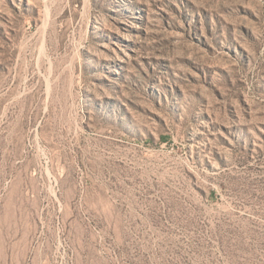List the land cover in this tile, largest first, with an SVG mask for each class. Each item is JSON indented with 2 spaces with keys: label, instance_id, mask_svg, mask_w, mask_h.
<instances>
[{
  "label": "rangeland",
  "instance_id": "374dc122",
  "mask_svg": "<svg viewBox=\"0 0 264 264\" xmlns=\"http://www.w3.org/2000/svg\"><path fill=\"white\" fill-rule=\"evenodd\" d=\"M0 264H264V0H0Z\"/></svg>",
  "mask_w": 264,
  "mask_h": 264
}]
</instances>
